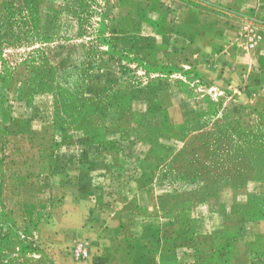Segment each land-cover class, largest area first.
Segmentation results:
<instances>
[{
    "label": "crops",
    "instance_id": "crops-1",
    "mask_svg": "<svg viewBox=\"0 0 264 264\" xmlns=\"http://www.w3.org/2000/svg\"><path fill=\"white\" fill-rule=\"evenodd\" d=\"M33 2L49 61L56 64L58 44L95 45L85 67L97 90L132 114L117 119L112 144L80 168L89 177H77L65 158L86 154L40 148L37 132L0 112V141L19 142H0V264L17 263L23 248L68 264L56 253L72 255L81 241L88 257L78 264H264V181L187 180L178 164L192 135L184 126L204 120L205 98L256 109L264 124V0H95L90 25L105 26L100 38L77 36L83 0ZM25 3L0 0V28L11 30L3 46L16 44L20 28L7 4ZM11 64L0 58V76L10 77L0 84V110L25 107L30 67Z\"/></svg>",
    "mask_w": 264,
    "mask_h": 264
},
{
    "label": "rangeland",
    "instance_id": "rangeland-1",
    "mask_svg": "<svg viewBox=\"0 0 264 264\" xmlns=\"http://www.w3.org/2000/svg\"><path fill=\"white\" fill-rule=\"evenodd\" d=\"M25 1L24 8L10 4L5 8L13 20L20 22V28L13 30L16 44L3 46L2 42L10 36L11 30L0 28V58H5L11 65L23 61L30 67L31 73L26 80L28 92L19 99L25 107L18 108L14 102L13 108L0 112L10 116L19 129L37 132L34 144L40 148H47L50 144L56 150H62L66 146L77 148L75 150L86 154L82 157H67L65 160L75 166L77 177H89L88 172L79 173L80 168L93 164L95 157L91 156L95 154V150L105 149L112 144L106 140L107 133H113L117 119L131 115L132 110L116 108V103L108 102L114 98V94L107 93L101 87L97 90L98 79L85 67L87 62L95 57L89 55L95 54V45L58 44L55 46L56 64L53 65L49 61L48 49L51 47L46 44L48 39L39 34L36 23L33 22L35 8L31 6L34 0ZM83 1V21L77 36H105V26L90 25L98 20L95 18V0ZM73 14L74 17L78 16L76 10ZM69 33L68 31L67 34ZM108 59L110 58L105 57V60L109 61ZM0 79L2 86H6L10 81L7 76H0ZM205 99L209 105L204 120L184 126V130L192 134L186 141L189 152L179 158V162L175 158V163L178 162L179 168L185 172L186 179L215 184L222 181L244 183L253 178L264 181V124L258 123L257 110H241L239 103H232L230 107L223 108L221 102ZM30 118L35 120L31 121ZM11 127L8 131L15 132ZM173 135V139L178 142L186 139L185 136L183 139L182 134ZM15 138L17 137L0 141L3 148L18 145L19 142ZM22 143L26 149L25 137ZM59 160L62 161L60 158ZM166 199L170 204L168 196ZM30 249L35 251L37 248H23V255L13 256L17 263L12 264H56L47 254L45 257L32 256L28 252ZM71 249L72 255L68 252L56 253V259L68 264H78L79 257H88H82L77 246ZM38 250L44 251V248Z\"/></svg>",
    "mask_w": 264,
    "mask_h": 264
},
{
    "label": "built area",
    "instance_id": "built-area-1",
    "mask_svg": "<svg viewBox=\"0 0 264 264\" xmlns=\"http://www.w3.org/2000/svg\"><path fill=\"white\" fill-rule=\"evenodd\" d=\"M77 250L80 252L82 257L88 256L87 248L84 246V244L82 242L78 243Z\"/></svg>",
    "mask_w": 264,
    "mask_h": 264
}]
</instances>
